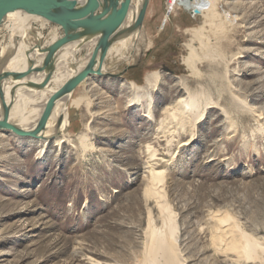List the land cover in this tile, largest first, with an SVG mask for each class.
Wrapping results in <instances>:
<instances>
[{
	"label": "rangeland",
	"instance_id": "1",
	"mask_svg": "<svg viewBox=\"0 0 264 264\" xmlns=\"http://www.w3.org/2000/svg\"><path fill=\"white\" fill-rule=\"evenodd\" d=\"M218 9L229 23L228 39L217 44L242 56L235 61L237 76L231 77L254 107L264 109V0H219ZM204 23L194 0H148L140 28L150 50L114 79L89 78L77 87L67 107L71 143L61 150L50 144L37 156L36 146L10 141V132H3L0 264L143 263L150 224L164 229L162 214L145 197L144 149L154 146L157 122L127 106L123 87L144 81L145 71L158 70L165 78L154 98H163L185 76L184 46ZM33 25L39 34L40 26ZM49 25L42 38L57 27ZM11 35V23L5 21L0 54ZM79 95L93 96L91 115L76 106ZM161 107L155 104L154 110ZM222 120L218 111L204 117L192 144L171 150L176 158L167 167L162 193L176 222L178 253L183 264H264V258L238 262L235 254H214L211 247L215 229L208 217L214 213L228 215L230 224L264 243V142L257 156L250 147L241 149L236 138L226 142ZM81 133L92 142L84 155L77 140Z\"/></svg>",
	"mask_w": 264,
	"mask_h": 264
},
{
	"label": "bare ground",
	"instance_id": "2",
	"mask_svg": "<svg viewBox=\"0 0 264 264\" xmlns=\"http://www.w3.org/2000/svg\"><path fill=\"white\" fill-rule=\"evenodd\" d=\"M77 1L82 6L89 4L87 0ZM142 2L143 0H132L120 31L134 24ZM194 3L205 23L201 29L190 32V40L184 46L187 54L182 58V71L185 76L179 78L174 86L167 89L165 96L158 100H155L154 94L165 78L158 70L145 71L144 81L132 80L122 91L129 94L127 106L132 105L143 111L148 122H157L153 143L157 149L151 145L144 149L148 178L145 197L162 214L164 229H156L150 224L142 264L185 262L178 253L175 241L176 222L164 201L162 185L166 179L167 167L176 158L175 153L170 155L171 150L189 147L204 117L218 111L223 119L222 138L226 142L235 143L233 140L236 138L241 149L250 147L255 156L263 151L261 144L264 142V109L254 107L246 91L240 89L235 78L231 77L238 74L235 61L242 56L240 52L230 53L232 55L229 56L226 53L228 50L224 51L217 44L220 40L228 39L225 28L229 17L225 14L226 17H221L223 14L219 13V0H194ZM5 21L11 23L12 35L0 54V122L4 121L6 110V122L18 131L31 135L20 137L10 130L0 128V146L3 132L8 131L10 141L23 140L36 146L37 156H41L50 144L61 150L63 144L71 143L67 135L70 125L67 107L77 88L54 102L42 129H39V124L48 104L54 100L63 85L89 66L96 40L86 42L79 39L63 45L54 55L53 71L50 73L44 66L47 48L65 36L67 29L55 24L57 27L50 28L46 37L42 38V30L50 27L49 21L22 9L8 12L2 24ZM33 23L40 26L39 34ZM150 45L143 34V28L120 37L108 48L101 64L99 50L94 64V72L97 73L84 81L95 77L114 79L124 68L138 64L143 55L146 57ZM92 97L79 95L75 99L76 106H83L88 115L92 114L91 108L95 106ZM155 104L162 106L160 112L154 110ZM77 140L83 155L92 148L89 135L81 133ZM161 147L167 151L160 152ZM212 154L213 152L210 156ZM217 215L209 214L208 217L215 229L210 240L214 254L229 257V253H232L238 262L264 258V243H259L234 224H230L228 215Z\"/></svg>",
	"mask_w": 264,
	"mask_h": 264
},
{
	"label": "water",
	"instance_id": "3",
	"mask_svg": "<svg viewBox=\"0 0 264 264\" xmlns=\"http://www.w3.org/2000/svg\"><path fill=\"white\" fill-rule=\"evenodd\" d=\"M87 1L89 4L82 6L77 0H0V25L8 12L22 9L67 29L65 36L56 40L47 48L48 54L44 66L50 70V73L53 71L54 55L63 45L79 39L86 42L96 40L89 66L69 79L59 90L54 100L48 104L39 124V129L45 126L57 99L74 91L87 77L97 73L94 72V64L99 50H101L99 55V64H101L108 48L117 39L138 30L142 26L148 5V0H143L134 24L120 31L128 15L132 0ZM49 76L50 74L47 76V81L50 78ZM6 118L7 111L4 110V121L0 122V128L10 130L20 137L31 135L10 126L6 122Z\"/></svg>",
	"mask_w": 264,
	"mask_h": 264
}]
</instances>
